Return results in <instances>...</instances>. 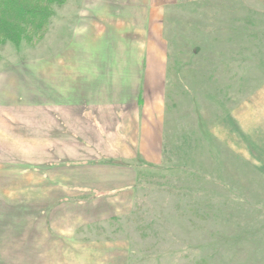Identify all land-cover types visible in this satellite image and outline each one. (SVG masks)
<instances>
[{"label": "rangeland", "instance_id": "374dc122", "mask_svg": "<svg viewBox=\"0 0 264 264\" xmlns=\"http://www.w3.org/2000/svg\"><path fill=\"white\" fill-rule=\"evenodd\" d=\"M114 1L66 0L33 41L0 44V264H264V0H174L156 20L121 18ZM84 54L147 92L155 164L175 167L179 196L140 154L123 160L124 187L80 189L98 185L75 177L61 106ZM39 111L60 120V153ZM49 244L76 251L54 260Z\"/></svg>", "mask_w": 264, "mask_h": 264}, {"label": "crops", "instance_id": "0c3cea01", "mask_svg": "<svg viewBox=\"0 0 264 264\" xmlns=\"http://www.w3.org/2000/svg\"><path fill=\"white\" fill-rule=\"evenodd\" d=\"M114 2H120L121 18L131 19L135 15L141 17L143 14L142 18L146 20H156L158 10L174 0H115ZM94 41L96 42L94 39L86 40L84 44L87 45L88 42L93 44ZM69 67V102L65 106H61L60 103L56 104L62 108L70 106L67 124L68 145L73 150L70 154L74 153V158H80L81 165L84 166H80L82 168H79L78 172H74L75 177L88 181L94 180L98 185L96 187L87 186L86 189L80 186V189L85 190V193L92 192L95 195L120 189L124 187H120V171L126 172L122 169H126L124 159L133 161L138 156L137 154H140L150 163L157 162L158 138L156 136L157 129L154 128L156 119L151 118L150 108L147 105V92L141 91L139 82L135 89L130 85L126 89L120 87V64L118 61L114 65H110V62L97 57L91 59L84 54L75 62H71ZM148 79L147 83L150 85L155 83L154 77ZM158 91L157 88L154 94H158ZM51 105L54 104L47 106L43 104L42 106L44 109H48ZM42 106H38V110L43 111ZM40 111L39 114H42ZM42 115L52 116L49 122L52 126L45 133L48 141L45 146L55 149L49 155L60 153L62 146L66 143L61 144L62 128L61 125H57L60 120L54 114L45 113ZM4 131L8 132L7 128ZM8 134L4 133V137L7 138L5 139L12 141L13 136ZM84 150L88 153H84ZM79 155L81 157H76ZM87 164L91 166L87 168ZM128 173L131 178L134 176L132 170ZM129 175L126 178H129ZM100 186L109 187L100 190ZM72 247L68 246L71 252L67 256L66 253L60 255L58 246L54 244L44 246L43 250L47 257L55 260L56 258H71L76 251V248L71 250ZM47 252L51 254H47Z\"/></svg>", "mask_w": 264, "mask_h": 264}, {"label": "trees", "instance_id": "16d2710c", "mask_svg": "<svg viewBox=\"0 0 264 264\" xmlns=\"http://www.w3.org/2000/svg\"><path fill=\"white\" fill-rule=\"evenodd\" d=\"M65 1L66 0H0V44L8 41L18 46L22 41H33L35 37L40 36L45 31L49 19L54 15L53 6L61 5ZM167 162H169V160L164 158L160 165L151 163L152 165L150 166L153 167L150 168L155 170H150V172L162 175L160 177L162 179L161 182L157 183L156 186L171 188V191L179 196V191H181L182 188L178 187L173 182H168L172 180L171 175L177 172L175 167L171 165V172L167 171V174H162L163 171H166L164 169H166ZM137 174L138 177L141 178L143 174L142 168H138ZM183 174H185V171L182 175ZM189 175L191 174L189 173Z\"/></svg>", "mask_w": 264, "mask_h": 264}]
</instances>
